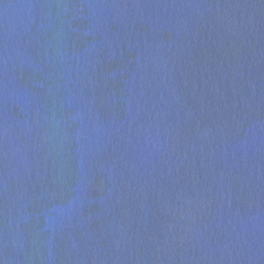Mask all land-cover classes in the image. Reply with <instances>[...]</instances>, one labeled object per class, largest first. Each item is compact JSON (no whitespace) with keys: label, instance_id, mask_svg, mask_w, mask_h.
<instances>
[{"label":"water","instance_id":"1","mask_svg":"<svg viewBox=\"0 0 264 264\" xmlns=\"http://www.w3.org/2000/svg\"><path fill=\"white\" fill-rule=\"evenodd\" d=\"M0 264H264V0H0Z\"/></svg>","mask_w":264,"mask_h":264}]
</instances>
